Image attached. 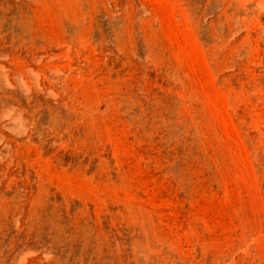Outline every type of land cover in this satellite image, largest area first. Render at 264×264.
Returning <instances> with one entry per match:
<instances>
[{"label":"rangeland","instance_id":"obj_1","mask_svg":"<svg viewBox=\"0 0 264 264\" xmlns=\"http://www.w3.org/2000/svg\"><path fill=\"white\" fill-rule=\"evenodd\" d=\"M0 264H264V0H0Z\"/></svg>","mask_w":264,"mask_h":264}]
</instances>
